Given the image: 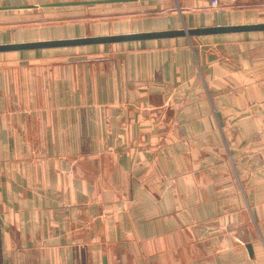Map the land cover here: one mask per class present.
Returning <instances> with one entry per match:
<instances>
[{"label": "crops", "instance_id": "1", "mask_svg": "<svg viewBox=\"0 0 264 264\" xmlns=\"http://www.w3.org/2000/svg\"><path fill=\"white\" fill-rule=\"evenodd\" d=\"M211 36L0 53V264H264V32Z\"/></svg>", "mask_w": 264, "mask_h": 264}, {"label": "rangeland", "instance_id": "2", "mask_svg": "<svg viewBox=\"0 0 264 264\" xmlns=\"http://www.w3.org/2000/svg\"><path fill=\"white\" fill-rule=\"evenodd\" d=\"M72 1L82 0H69L66 2ZM215 2L214 6L217 9L221 8L219 7L220 3ZM168 3L170 4V2L165 0H125L63 6H42V4H46L42 3L38 4L39 6L37 8L22 9L15 6H13L14 9H12L13 7L3 6L6 8H2L0 11L13 10V12H4L9 13V15L6 18L0 17V39H8L9 37L17 39L39 35L55 37H72L74 35L73 37H75L131 32L138 31V25L140 26L143 23L150 26L151 24L158 27L163 26L169 29L175 28L172 27L175 23L180 28L183 26V23L180 19H177L179 12L176 8H167ZM227 9L232 12H223L222 23L234 21H238L239 23L264 21V0L257 4L251 2L245 3L242 0H232V3L227 5ZM200 12L204 11H190L188 15L195 16V13ZM185 23L187 27H191L188 25L187 20ZM194 24H197L196 21L191 22L190 25ZM87 25H90V30L86 27ZM206 37H194L191 40L207 39L208 37ZM120 46L122 47L121 44H113L111 46L110 44H101L86 47L48 49L47 51H87L86 53L93 51L97 53L109 52L111 49H118L117 47ZM132 47L137 46L132 45Z\"/></svg>", "mask_w": 264, "mask_h": 264}, {"label": "water", "instance_id": "3", "mask_svg": "<svg viewBox=\"0 0 264 264\" xmlns=\"http://www.w3.org/2000/svg\"><path fill=\"white\" fill-rule=\"evenodd\" d=\"M125 0H82L72 2H57L46 3L42 6H63V5H80L94 4L99 2H119ZM38 5L28 4L15 6L19 8H34ZM6 7H0V9ZM12 8V7H11ZM246 32H264L263 22L238 23V24H223L220 21L214 25L187 27L183 25L180 28L159 29L151 31H136L113 34L85 35L75 37H64L54 39H41L33 41H20L0 43V53L26 51L46 48H62V47H78L86 45H101V44H116L137 42L146 40H160L185 37L191 40L194 37L211 36L231 33H246ZM249 253L253 255L252 245H247Z\"/></svg>", "mask_w": 264, "mask_h": 264}]
</instances>
